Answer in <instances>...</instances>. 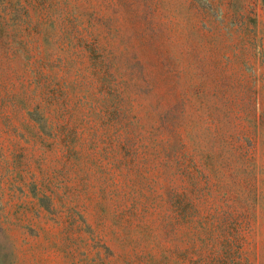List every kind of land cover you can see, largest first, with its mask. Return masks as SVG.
<instances>
[{
    "label": "rangeland",
    "instance_id": "rangeland-1",
    "mask_svg": "<svg viewBox=\"0 0 264 264\" xmlns=\"http://www.w3.org/2000/svg\"><path fill=\"white\" fill-rule=\"evenodd\" d=\"M0 264H264V0H0Z\"/></svg>",
    "mask_w": 264,
    "mask_h": 264
}]
</instances>
